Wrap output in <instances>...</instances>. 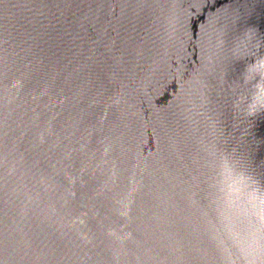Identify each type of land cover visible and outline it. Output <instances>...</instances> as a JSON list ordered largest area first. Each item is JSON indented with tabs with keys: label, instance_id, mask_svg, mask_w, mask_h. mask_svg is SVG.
<instances>
[{
	"label": "water",
	"instance_id": "1",
	"mask_svg": "<svg viewBox=\"0 0 264 264\" xmlns=\"http://www.w3.org/2000/svg\"><path fill=\"white\" fill-rule=\"evenodd\" d=\"M264 0H0V264H264Z\"/></svg>",
	"mask_w": 264,
	"mask_h": 264
},
{
	"label": "clouds",
	"instance_id": "2",
	"mask_svg": "<svg viewBox=\"0 0 264 264\" xmlns=\"http://www.w3.org/2000/svg\"><path fill=\"white\" fill-rule=\"evenodd\" d=\"M259 64H260V66L264 67V60H261V61L259 62Z\"/></svg>",
	"mask_w": 264,
	"mask_h": 264
}]
</instances>
